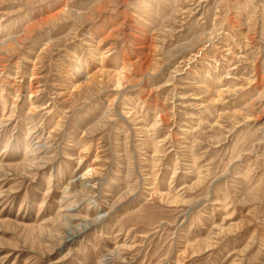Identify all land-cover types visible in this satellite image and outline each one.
Returning a JSON list of instances; mask_svg holds the SVG:
<instances>
[{"label":"rangeland","instance_id":"374dc122","mask_svg":"<svg viewBox=\"0 0 264 264\" xmlns=\"http://www.w3.org/2000/svg\"><path fill=\"white\" fill-rule=\"evenodd\" d=\"M0 264H264V0H0Z\"/></svg>","mask_w":264,"mask_h":264},{"label":"bare ground","instance_id":"6f19581e","mask_svg":"<svg viewBox=\"0 0 264 264\" xmlns=\"http://www.w3.org/2000/svg\"><path fill=\"white\" fill-rule=\"evenodd\" d=\"M66 193H68V190H67ZM70 219H71V218H70ZM83 227H84V226H83ZM83 227H82V228H83ZM79 230H81V228L72 229L71 235H72V236H75L76 233L80 232Z\"/></svg>","mask_w":264,"mask_h":264}]
</instances>
